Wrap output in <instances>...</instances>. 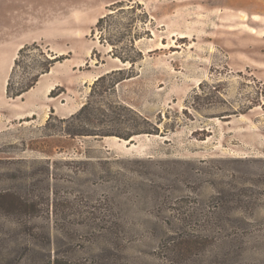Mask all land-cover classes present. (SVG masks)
Listing matches in <instances>:
<instances>
[{
  "label": "rangeland",
  "instance_id": "1",
  "mask_svg": "<svg viewBox=\"0 0 264 264\" xmlns=\"http://www.w3.org/2000/svg\"><path fill=\"white\" fill-rule=\"evenodd\" d=\"M1 64L0 264H264V0H0Z\"/></svg>",
  "mask_w": 264,
  "mask_h": 264
},
{
  "label": "trees",
  "instance_id": "2",
  "mask_svg": "<svg viewBox=\"0 0 264 264\" xmlns=\"http://www.w3.org/2000/svg\"><path fill=\"white\" fill-rule=\"evenodd\" d=\"M118 4V5H116ZM115 4V8H113V10H117L120 7H124L126 4L122 3V2H118ZM134 8V7H133ZM119 10H124V9H119ZM118 12V11H117ZM115 12L113 13H108L102 17L99 18L95 29H93L94 31L97 29H101V30H105V32L108 31V29L104 26L105 23H107L108 21H110V19H112V17H114ZM126 35L121 36L118 40H115L116 42H120L122 40H124ZM131 37V38H130ZM128 36V42L129 43H134L136 38L135 36ZM103 35L101 36V39H103ZM106 39L107 42H110L111 44H116V42L113 41L112 38H104ZM34 48H39V44L34 42L32 44H25L24 46H22L17 53V56L15 58L14 61V65H13V69L11 72V75L9 77L8 83H7V94L10 97H18L21 96L23 93H25L26 91L30 90L33 86H35L37 84V82L39 81V78L45 74L48 73L51 70V67L55 65L56 62L60 61L61 59H63L64 57H62V55H57V54H46L44 53L42 50L41 52V56L43 57V59H41L40 61L38 60V64H37V69L34 72L32 79L28 82L25 83H20V82H15L13 80L14 75L16 73L17 68L21 65L22 62V58L31 50H33ZM115 56L120 57L124 62H127L128 60H130L133 64L136 62L137 59L135 58H130V57H125L123 54L118 53V52H114ZM104 80L105 79V75H102L98 80ZM90 104L87 103L83 106V108L81 109V111L86 110V109H90ZM68 132L70 134H90V135H108V134H115V133H100L99 131H95V130H83L81 132H86V133H77L75 131H71L68 130ZM137 133H141V132H145V131H134ZM133 133H116L115 135H118L120 137H124L126 139H129L132 136Z\"/></svg>",
  "mask_w": 264,
  "mask_h": 264
},
{
  "label": "crops",
  "instance_id": "3",
  "mask_svg": "<svg viewBox=\"0 0 264 264\" xmlns=\"http://www.w3.org/2000/svg\"><path fill=\"white\" fill-rule=\"evenodd\" d=\"M41 37H24V38H21L19 39L16 44H15V47H14V53H11V56H12V62L15 61V58L17 56V53H18V50L24 46L25 44L27 43H32V42H35V41H38L40 40ZM11 62V64H12ZM4 66V65H0V68ZM44 76V75H43Z\"/></svg>",
  "mask_w": 264,
  "mask_h": 264
},
{
  "label": "bare ground",
  "instance_id": "4",
  "mask_svg": "<svg viewBox=\"0 0 264 264\" xmlns=\"http://www.w3.org/2000/svg\"><path fill=\"white\" fill-rule=\"evenodd\" d=\"M127 141H129V140H127Z\"/></svg>",
  "mask_w": 264,
  "mask_h": 264
}]
</instances>
